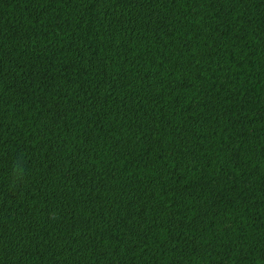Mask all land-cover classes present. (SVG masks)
<instances>
[{
	"label": "trees",
	"instance_id": "trees-1",
	"mask_svg": "<svg viewBox=\"0 0 264 264\" xmlns=\"http://www.w3.org/2000/svg\"><path fill=\"white\" fill-rule=\"evenodd\" d=\"M0 264H264V0H0Z\"/></svg>",
	"mask_w": 264,
	"mask_h": 264
}]
</instances>
